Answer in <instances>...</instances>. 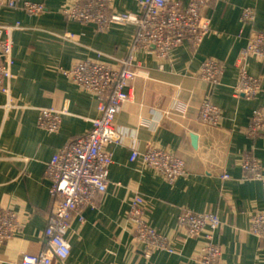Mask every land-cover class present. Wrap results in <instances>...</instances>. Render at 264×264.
<instances>
[{
    "label": "crops",
    "instance_id": "1",
    "mask_svg": "<svg viewBox=\"0 0 264 264\" xmlns=\"http://www.w3.org/2000/svg\"><path fill=\"white\" fill-rule=\"evenodd\" d=\"M29 1L42 3L43 13L0 8V24L19 21L23 26L14 37L9 84L0 90V207L13 211L19 222L17 232L0 242V264H20L24 254L44 249V229L54 209L46 164L100 116L98 97L76 87L63 73L85 59L116 70L128 62L139 76L124 82L125 89L133 88L134 100L114 119L120 141L107 145L113 159L108 189L97 197L95 207L85 206L71 216L65 238L72 252L56 264H202L204 240L186 239L177 222L181 209L218 215L214 240L222 249L221 264H264V239L251 232L252 213L264 211V193L261 183L244 177L242 170L246 155H251L264 172V135H245L253 111L264 109L262 60L251 57L243 65L248 74L261 78L258 92L249 99L236 95L239 54L250 37L264 33V0L213 2L204 11L210 35L197 47L184 42L164 58L157 57L153 47L135 46L132 24L112 23L99 30L64 16L62 10L75 0ZM247 9L253 16L250 22L242 18ZM108 11L140 13V6L137 0H111ZM209 58L223 66L214 85L199 78ZM186 76L196 79L193 92L177 88ZM176 96L184 109H170ZM204 101L220 109L218 125L197 123ZM42 108L66 111L57 132L38 126L37 111ZM190 133L197 136L195 148ZM149 147L183 159L185 175L169 183L141 159L130 160L134 149L141 153ZM224 174L230 178H222ZM135 195L143 197L148 225L181 253L179 259L164 252L145 257L129 215Z\"/></svg>",
    "mask_w": 264,
    "mask_h": 264
},
{
    "label": "built area",
    "instance_id": "2",
    "mask_svg": "<svg viewBox=\"0 0 264 264\" xmlns=\"http://www.w3.org/2000/svg\"><path fill=\"white\" fill-rule=\"evenodd\" d=\"M111 0H75L70 7L63 9L66 18L85 24H93L99 30H106L112 23L132 24L136 27L135 46L153 47L155 55L164 58L171 49L184 42L193 47L199 46L210 35L211 26L204 11L217 0H137L140 13H109ZM17 7L29 15H40L44 11L42 3L29 0H0V8ZM242 18L252 21V12L244 10ZM23 29L19 21L0 24V90L6 91L14 65L12 48L15 35ZM66 38H72L70 33ZM264 62V33L258 32L249 38L239 54L237 66L240 68L236 95L252 98L259 90V76L248 74L243 66L248 58ZM222 64L212 58L206 59L201 66L199 78L212 85L217 84L222 74ZM63 73L79 89L89 91L98 97L100 116L92 121L91 128L76 136L62 148L57 149L46 164V174L50 180V194L54 209L48 217L44 229V249L39 254H24L20 264H56L65 260L72 252L70 242L65 238L66 228L71 216L83 207H95L97 197L106 192L109 186V170L113 164L112 154L107 145L120 141L114 128V119L125 103L134 100L132 87L125 89V81H133L139 76L136 66L124 63L120 69L108 64L85 59ZM196 79L186 76L177 85L179 90L193 92ZM176 96L170 109H184ZM66 111L42 108L37 111L38 126L48 133H55L61 126ZM222 114L220 109L202 102L197 123L200 126L218 125ZM264 135V109L253 111L245 129L247 137ZM141 159L147 166L160 173L173 183L185 175L184 160L164 148L149 147L143 152L133 150L130 160ZM243 175L257 180L264 193V172L260 162L246 155L242 163ZM222 178L229 179L224 174ZM143 197L135 195L130 201L129 215L134 223V238L143 246V253L150 258L155 252L171 254L175 259L181 257L168 242L167 238L155 231L145 220ZM178 225L184 228L187 240H204L199 253L202 264H221L222 249L214 240V233L220 224L216 213H199L181 209L177 216ZM19 229L17 215L0 207V242L12 237ZM251 232L264 239V211L255 210L251 216Z\"/></svg>",
    "mask_w": 264,
    "mask_h": 264
},
{
    "label": "water",
    "instance_id": "3",
    "mask_svg": "<svg viewBox=\"0 0 264 264\" xmlns=\"http://www.w3.org/2000/svg\"><path fill=\"white\" fill-rule=\"evenodd\" d=\"M189 141H190V144L193 148L196 147V144H197V136L193 133H190L189 135Z\"/></svg>",
    "mask_w": 264,
    "mask_h": 264
}]
</instances>
